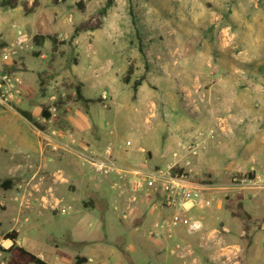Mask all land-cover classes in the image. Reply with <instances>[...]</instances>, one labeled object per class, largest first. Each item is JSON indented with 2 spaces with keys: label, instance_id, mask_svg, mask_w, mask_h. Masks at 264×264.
Masks as SVG:
<instances>
[{
  "label": "rangeland",
  "instance_id": "rangeland-1",
  "mask_svg": "<svg viewBox=\"0 0 264 264\" xmlns=\"http://www.w3.org/2000/svg\"><path fill=\"white\" fill-rule=\"evenodd\" d=\"M107 1L17 0L15 7H3L0 0V29L7 40H13V25L25 34V44L6 67L21 77L22 97L18 102H0V117L18 109L31 114L36 110L42 120L39 134L43 143L40 163L24 161L21 156L11 159L0 150V246L10 248L4 235L16 230L21 241L36 235L29 248L52 249L55 254L51 260L60 255V264H77L78 255L85 254L91 260L82 264H154L140 252H128L124 241L131 239L112 210L110 183H98L108 176L98 174L92 163L106 161L108 147L105 155L90 148L77 152L78 163L91 170L95 177L92 184L103 194L104 203L101 200L95 208L84 209L75 201L69 207L55 194L56 184L73 187L63 170L50 167L78 146L76 135L66 128L67 117L88 110L107 134L101 140L103 146L126 139L136 141L132 151L119 154L122 159L130 156L133 164L141 165V155L135 150L142 145L154 152L153 158L146 150L148 161L153 158L147 165L159 162L157 166H163L177 152L176 161L184 166L182 172L198 185L196 202L186 206L185 215L186 219L200 220L202 232L190 233L186 224L178 229L167 227L169 236L175 230L178 240H185L168 250L169 260L174 257L183 264H264V234H257L262 222L252 217L248 205L256 192L264 189L263 183L253 184L264 172L246 171L248 155L242 149L245 128H264V0H111L112 5L99 17V29L75 35L76 26L99 13ZM35 35L46 37L42 46L34 45ZM52 39L56 40L55 51ZM52 56L55 60L50 63ZM108 60L114 77L101 68ZM74 73L85 84L84 92L92 103L86 105L78 99L76 87L80 82ZM138 80H142L143 97L133 86ZM139 97L145 99V105L137 101ZM138 108L144 116L137 115ZM43 111L50 116L44 117ZM184 131L191 133V140L166 141L168 135L180 137ZM9 140L8 136L5 142ZM226 145L235 156L230 157ZM193 164L199 166L198 174L191 168ZM205 166L217 170V175ZM244 178L252 184H240ZM9 180V189L2 188ZM118 180L123 193L114 185ZM113 189L121 195L137 196L128 210L141 197H147L134 193L128 179L117 177ZM164 208L167 213L163 221H168L174 210ZM77 223L91 227L93 234H99L98 240H107L74 245L63 235L65 229L53 227L63 224L75 228ZM13 255L0 251V264H8Z\"/></svg>",
  "mask_w": 264,
  "mask_h": 264
},
{
  "label": "crops",
  "instance_id": "crops-1",
  "mask_svg": "<svg viewBox=\"0 0 264 264\" xmlns=\"http://www.w3.org/2000/svg\"><path fill=\"white\" fill-rule=\"evenodd\" d=\"M78 38L79 36L76 37L75 39L76 43L78 41ZM46 58L47 56H45L43 59ZM111 65L112 62L108 60L107 64L105 66H102L101 68L104 69L105 72H108V74H111L110 73ZM97 73L98 71L96 72V74ZM74 75L76 76L77 80L80 82L81 85L80 90L83 97L85 98V100H90L87 103L84 100L80 102L86 105L92 103L93 99L89 98L84 92L85 84L79 79V77L75 73ZM111 76L114 77V73L111 74ZM138 88L137 91H139V94L141 95V97H143L144 92H142L143 89L142 84ZM143 99L144 98L141 99L139 97L137 101H139L140 104H144L145 99L144 100ZM140 113L144 116V112H141L140 109L138 108L137 115H140ZM31 116L35 123L28 121L19 112H9L3 115L2 117H0V133L5 132V134L3 133V136L0 135V150L2 153L9 154L11 159L21 156L22 157L21 159H23L24 161L26 158L27 160L29 159L31 162L40 163L41 160L43 159L42 158L43 143L40 140L41 136L39 134V132H41V129L39 127L42 123V120H41V116L39 115L38 112H36V110L33 111ZM212 118L213 117H211V119ZM66 121H67L66 128L74 132L78 140V146H75L73 150L66 152L62 159H57L55 163L50 164L51 165L50 167L52 168V170L58 168L63 170L68 183H70L73 186L72 188H70L68 185L67 186L63 184L55 185L56 196L61 198L63 203L69 207H71V205L75 201L77 203L79 201L84 209L95 208L96 204H100L101 200L104 203L105 200L103 194H99L96 186L92 184V181H95V177L94 175H92L91 170L88 169L87 167H81L80 164L78 163L79 157L77 155L78 154L77 152L82 148L84 149L90 148V150H93V152H95L96 154L105 155L106 148L110 146L112 148V156L114 158L116 165L124 171H132L137 169L148 171L159 164V162H157L152 165H147L150 161L153 160L154 152L151 149L143 147L142 145H138L135 150L136 153L141 155V160H140L141 165L133 164V160L131 159L132 157L130 156L126 159H122L119 154L120 153L128 154L129 151H132L133 147L136 146V141L135 143H132V145L129 147L125 146L126 141H128L127 139L125 140V142H120L119 144L110 142L107 145L103 146L101 140H103V137L107 138L106 137L107 134L99 128L96 120L91 116L90 111L88 110L86 112H78L77 115L75 116L70 115L67 117ZM205 123H209V121H206ZM151 124L152 123H150V125ZM211 124L212 123H210L209 126ZM6 134L11 138V141L9 140L8 142H5V140L8 137ZM109 135L113 136V133L110 132ZM180 135L181 136L178 137L177 135L172 133L166 137V141L182 142L184 139H186V141L191 140V138H189L191 133H188V131H184V133H180ZM242 137H243L242 149H245L248 155V161L245 167L246 171H250L252 169L257 173H263L264 172V128L262 129L259 128L257 131H254L251 130L249 127H247L243 130ZM226 146L228 147V145ZM146 150L151 151V153L153 154V158L150 159L149 161L145 154ZM228 150L231 152L229 147ZM235 155H236L235 153L231 152L230 157H233ZM159 159L162 161V157L159 156ZM10 168L11 166L8 168L7 177H9L10 175L9 172ZM191 168L193 169V171H195L199 168V166L197 167L194 166L193 164ZM203 168H209L213 172L217 171L211 169L208 166H205ZM239 169L242 168L239 167ZM226 171H228L227 168ZM198 172L199 170H197L196 174H198ZM215 175L217 174L215 173ZM1 178H6V177H1ZM7 179H11V178H7ZM99 180L100 181L98 183H101L103 180H107L110 183V189L113 191V197L112 198L110 197L112 210L114 213H116L118 220L122 224V228L125 231H128L129 233L128 236L131 239V241H129L128 243L127 241H124V246L126 247L128 252H131L132 254H134L135 252H140L139 254H141V256H143L150 263H154V264H183L178 260H176L174 257H172L173 258L172 260H169L168 250L174 248L177 244H180L185 240H178L177 238L178 236L175 233V230H173V234L169 236V229L167 228V226H165L163 221L165 219V213H167V210L161 206L160 196L152 195L150 197H141L138 203L133 204L130 210H128L127 206L129 205L128 200L130 194L125 192L124 194L121 195L113 189V182L117 180V176L111 175L108 176L107 178L99 179ZM9 187L6 189H9ZM67 191H71V194H69ZM77 191H81L82 193L79 196H71L75 194ZM251 193L252 192L250 191L248 192V194ZM97 197H98V201H97ZM248 203H249L248 204L249 208L252 209L251 210L252 217L256 216L262 222L260 225L261 227L258 230L257 234L259 235L264 234V189L262 188L259 189L256 192L255 199L252 200L250 199ZM35 210H37V208H35L34 211ZM79 214L87 215L83 211H80ZM125 215L126 218H123V216ZM34 219L37 220L36 215H34ZM76 225L77 226L75 228L71 225L64 226L63 224H59L58 226H53V227L55 229H61V230L65 229L64 231H66V235L65 234L63 235L69 239L71 244L74 245H78V244L89 245L96 243L100 240L102 241L107 240V238L105 237L103 239H100L101 237H99L98 240L97 236L99 234H95V233L93 234L89 230L91 227L88 229L85 226H83L82 223H77ZM155 231L157 232L156 235L152 236L151 234H153ZM184 232L183 234L185 235ZM90 235H93V237ZM119 238L120 237L117 236L116 240H118ZM23 240L24 241H21L20 235H18V239L16 243L20 244L24 242L23 246L25 249L29 251L32 250L31 252L37 254L39 257L46 260L49 264H60L58 263L61 262L60 255H56L54 259L51 260V256H52L51 254H55V252L52 253L53 251L52 249L45 252L44 250L41 249L29 248L30 245L36 242L37 240L36 235L33 237L25 236ZM4 241L5 243H10L11 245L13 244L11 240L4 239ZM263 246H264V242H263ZM78 256L80 258H85L86 259V261H84L85 263H88L91 260V257H88L86 254L78 255Z\"/></svg>",
  "mask_w": 264,
  "mask_h": 264
},
{
  "label": "built area",
  "instance_id": "built-area-1",
  "mask_svg": "<svg viewBox=\"0 0 264 264\" xmlns=\"http://www.w3.org/2000/svg\"><path fill=\"white\" fill-rule=\"evenodd\" d=\"M14 31L13 40L8 41L6 34L0 29V102L13 103L18 102L22 97L23 81L20 76L12 74L6 70L9 67L13 56L17 54L25 44V34L22 30L17 29L16 25L12 26ZM153 111L149 115L152 119ZM151 119L149 122H151ZM147 122V123H149ZM206 140H202L201 144L206 145ZM132 145L131 141H126L125 146ZM197 150H193L196 153ZM109 155L106 161H93L95 171L101 176L116 175L118 179L130 180L133 187V192H142L145 196L152 195L160 196V203L162 206L174 210L173 215L168 221H164L165 226L170 229H178L182 224L187 225V230L190 233L202 232L203 224L200 220L186 219L187 205H194L196 202V187L197 184L190 182L186 175L182 172L184 166L179 165L176 161L178 154L173 152V159L168 161L163 166H157L151 170H132L124 171L119 168L115 161L112 160V148L109 146L106 150ZM165 155V152H164ZM180 169V170H179ZM181 171V172H180ZM127 177V178H126ZM260 181L253 182L264 184V175ZM242 185L252 184V180L248 178L239 181ZM115 187L120 193H123V186L116 182ZM137 201V196H129V203L132 204Z\"/></svg>",
  "mask_w": 264,
  "mask_h": 264
},
{
  "label": "trees",
  "instance_id": "trees-1",
  "mask_svg": "<svg viewBox=\"0 0 264 264\" xmlns=\"http://www.w3.org/2000/svg\"><path fill=\"white\" fill-rule=\"evenodd\" d=\"M1 5L3 7L5 6H10V7H15L17 5V0H1ZM112 5V1L108 0L106 5L99 11V13L95 14L93 17H91L90 19L81 22L78 26H76L75 28V35L79 34L80 32H85V31H94L97 30L101 27L102 25V21L100 20V16H104V14L106 13V10ZM95 18V21H93V19ZM46 37L45 36H41V35H35L33 37V42L34 45L37 47H40L43 45L44 41H45ZM52 42L54 43V49L53 51H55V43L56 40L52 39ZM36 55H39V53L37 52ZM55 58L54 56L51 57L50 61L51 63L54 62ZM50 68H52V65L50 64ZM45 75H47V73H44ZM40 77H42V73L39 74ZM43 81H41L42 83ZM125 82H128V78L125 79ZM142 80H138L134 83V89L137 90V88L141 85ZM80 86L78 85L76 87V94L79 100H84L85 102H89L90 100H85V98L83 97L81 90H80ZM23 117H25L28 121L35 123L33 121V118L31 116V114L28 111L22 110V109H18L17 110ZM43 115L44 117L48 118L50 116L49 112L47 111H43ZM11 184V181H6L2 184V187L8 188ZM0 227H1V222H0ZM4 239L5 240H11L13 242L12 246L8 249H4L0 246V251L3 252H14L13 258L10 259V261L8 262V264H49L46 260L42 259L41 257H39L37 254L25 249L24 247L21 246H17L16 245V241L18 239V232L16 230H12L10 232H7L4 235ZM84 261H86L85 258H78L76 259L77 264H82Z\"/></svg>",
  "mask_w": 264,
  "mask_h": 264
}]
</instances>
